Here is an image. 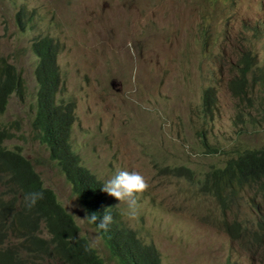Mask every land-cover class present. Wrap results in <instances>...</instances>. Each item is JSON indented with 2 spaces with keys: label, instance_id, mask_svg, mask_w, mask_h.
<instances>
[{
  "label": "rangeland",
  "instance_id": "rangeland-1",
  "mask_svg": "<svg viewBox=\"0 0 264 264\" xmlns=\"http://www.w3.org/2000/svg\"><path fill=\"white\" fill-rule=\"evenodd\" d=\"M262 1L210 5L205 24L213 42L203 57L196 33L202 22L192 0H0V63L8 60L25 80L0 113V129L12 133L3 145L20 148L33 162L106 264L118 262L108 256L98 229L77 218L86 219L82 207L31 127L37 61L32 39L50 34L62 43L59 97L75 101L71 142L81 163L103 184L118 168L146 178L149 187L138 194L136 219L128 218L126 204L112 199L129 226L155 244L161 264H247L240 244L222 230L221 219L229 212L200 193L198 181L162 174L160 168L185 165L197 180L230 155L264 144V90L251 87L238 98L227 87L228 63L240 50L251 48L264 66ZM20 6L24 31L16 23ZM209 83L218 88V106L204 112L199 96ZM234 204L240 205L232 206L239 218L252 216L245 200L236 198ZM52 264L68 261L55 257Z\"/></svg>",
  "mask_w": 264,
  "mask_h": 264
},
{
  "label": "trees",
  "instance_id": "trees-1",
  "mask_svg": "<svg viewBox=\"0 0 264 264\" xmlns=\"http://www.w3.org/2000/svg\"><path fill=\"white\" fill-rule=\"evenodd\" d=\"M20 11L16 23L24 30V7ZM30 49L37 57L34 66L35 113L31 127L47 147L49 160L55 161L64 172L72 193L79 195V201L91 215L102 199V182L82 164L81 157L72 147L76 104L73 99L68 98L65 102L59 97L60 67L57 55L62 45L38 37L31 42ZM24 82L12 63L5 59L1 61L0 113L5 110L9 96L19 92ZM11 135L9 130L0 129V264H50L55 257L66 258L68 264H105L86 239L78 235V227L72 216L58 203L51 188L44 186L33 162L21 153L20 148L11 150L3 145L4 138ZM169 169L165 166L161 173L171 171L178 176H192V172L185 167ZM200 188L221 201L237 197L247 188L254 189L257 195L264 197V145L229 159L225 166L208 170ZM33 189L43 190L44 199L29 209L24 196ZM48 213L56 216L52 227L56 237L55 251L43 246L34 216ZM254 213V217L247 220L250 227L237 219H224L221 225L233 240L241 244L251 264H264V209L257 205ZM109 252L110 258L117 260L118 264H160L157 248L152 243H144L131 229Z\"/></svg>",
  "mask_w": 264,
  "mask_h": 264
},
{
  "label": "clouds",
  "instance_id": "clouds-1",
  "mask_svg": "<svg viewBox=\"0 0 264 264\" xmlns=\"http://www.w3.org/2000/svg\"><path fill=\"white\" fill-rule=\"evenodd\" d=\"M77 1H80V0H72V2H77ZM158 1H160V0H158ZM216 1L217 0H214L210 4H204V3L199 2L197 0H192V2L198 7V13L200 16V20L202 22V25L200 26L199 30L196 33H197V36L201 38L200 54L203 57L207 56L209 54L210 47H211V44L213 42V35L207 31V26L205 24L207 21V14L205 11L210 5L214 4ZM262 6H264L263 1H262ZM21 7H23V6H20L16 11V19L18 17V14L21 13V11H20ZM26 24H27V19H26ZM258 26H259V24L256 23V28ZM25 28H26V26H25ZM24 30H21V31H24ZM223 33H224V36L226 38V28L224 29ZM38 37H42L44 39L50 40L53 44L59 43L62 45L61 41L58 38H56L50 34L37 35L32 39L31 42H33V40L38 38ZM225 43H228L227 39H225ZM6 61H8V60H6ZM57 61H58V55H57ZM228 66H229V69L231 70V74H230L229 78L227 79V87H228L229 92L232 94V96H235L238 98L242 97L243 95H245L247 93L248 89L251 87L260 86L261 89L264 90V66H262L259 63V58H258L257 54L251 48H245L243 50H240L237 59L233 62H229ZM216 70H218V67H216ZM213 77L215 78V76H213ZM206 92H208V94L206 95V99H205V93ZM218 100H219V95H218L217 86L213 83H209V84L203 86L201 89L200 96H199V109H202L204 112H206V111L212 112L214 109L217 108ZM73 126H74V124H73ZM199 134H200V137L202 139L201 140L202 144L205 147H208V144L205 142L204 133L200 132ZM38 140H39V138H38ZM262 145H264V144H262ZM262 145H260V146H262ZM260 146L253 147V148H246L242 151H239L235 154L230 155L225 160V164L229 159L236 158L239 154L243 153L244 151L252 150V149L258 148ZM46 149H47V147H46ZM209 150L215 151L216 148L214 147V148H211ZM48 156H49V154H48ZM50 161H53V160H50ZM53 162L55 163V161H53ZM225 164L223 166H225ZM177 167H185V168L189 169L192 172L191 178H188L187 176H178V175L174 174L173 172L169 171L170 174H172L173 176H176L178 178H183L185 180L198 181L199 192L202 194H209L210 196H212L215 199L216 203L221 207V209L223 211L229 212V215H228L229 218H222L221 221L224 219H226L228 221H231L233 219H237V220L243 222L245 226L250 227V224L248 223L247 220L252 219L254 217V215H255L254 211H255L256 206L260 205L264 209V197L257 195L255 193L254 189L247 188L243 192H240L237 197H234L232 199H225L224 201H221V200H218L210 192H204L200 188L201 182L203 181L207 171L204 173L202 178L195 180L196 175H195L194 171L185 165L173 166L169 170H172V169L177 168ZM162 168L163 167L160 168V172L162 171ZM62 173L64 174L63 171H62ZM64 177H65V174H64ZM45 187H47V186H45ZM70 187H71V184H70ZM148 187H149V185H148L146 178L140 172H138V171L129 172L127 170H121L118 168L116 170L115 174L113 176H111V178L107 179L104 182V184L102 182V187H101L102 199H101L99 205L96 207L95 211L91 215H88L89 214L88 208L85 205H83V203H81L79 201V195L76 193L75 194L72 193L73 195L76 196L77 203L82 207V210H83V216L82 217H84L86 219H81L79 217H77V218L80 219L81 221H86L88 223H91L96 229H98V232L102 238L103 244L107 250L108 256L110 254L109 249H111V247L113 245L119 243L126 236L129 229L135 231L137 233L138 238L141 239L144 243H146V244L152 243L155 246V244L153 242L144 241L139 236L138 232L129 226V224L127 223V220L123 217L122 213L115 209V205L113 204L114 200L112 199V197L115 198L117 201L120 202L119 204H121V203L126 204L127 205V216H128V218L129 219H136L139 215V209H140V204H139V201L137 198L138 194H142L143 192H145L148 189ZM51 191L54 193L58 203L63 207L61 202L57 199L55 192L52 189H51ZM236 198L245 200V205L248 206L247 208L252 213L251 217L241 219L237 216L236 210H234L232 208V206H240V205L234 204V200ZM43 199H44V191L43 190H37V189H33V190L27 192L24 196L25 204L29 209L35 207L38 204V202L43 200ZM118 206H116V207H118ZM223 207H225V208H223ZM63 209L65 210L64 207H63ZM67 213H69V212H67ZM34 216H35V219H36V222L38 225V230H37V232L39 234L38 236L40 237L43 246L48 250L55 251L56 237H55V234L53 232L52 227L56 221V216L53 213H48V214H43V215L34 214ZM72 218H73V216H72ZM73 221L78 227V235L84 237L86 239L88 245L92 249L95 250L96 254L99 257L103 258L98 253V251L90 245V242H89L87 236L84 234H80V227L75 222L74 218H73ZM221 227H222V225H221ZM42 229L45 230V234H43V235L40 233L41 232L40 230H42ZM222 230H223V228H222ZM230 239L232 241L238 243L237 241L233 240L231 237H230ZM238 244H240V243H238ZM240 246H241V244H240ZM241 249H242V252H244L247 256V264H251L249 261V257L247 255V253L244 251V249L242 247H241ZM158 253H159V251H158ZM159 258H160V264H161L160 253H159ZM52 260H50V264H52ZM257 260L259 261V259H257ZM104 262H105V260H104ZM231 262H235V261H231ZM235 263L240 264L238 262H235Z\"/></svg>",
  "mask_w": 264,
  "mask_h": 264
}]
</instances>
